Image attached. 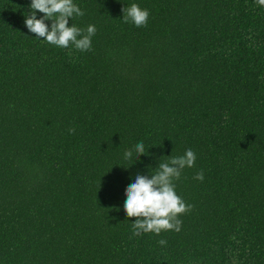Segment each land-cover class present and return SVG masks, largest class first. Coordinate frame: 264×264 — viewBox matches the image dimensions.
<instances>
[{"label":"trees","instance_id":"trees-1","mask_svg":"<svg viewBox=\"0 0 264 264\" xmlns=\"http://www.w3.org/2000/svg\"><path fill=\"white\" fill-rule=\"evenodd\" d=\"M73 2L91 51L37 39L31 0H0V264H264V7ZM133 3L145 27L124 22ZM189 148L181 230L133 235L126 187Z\"/></svg>","mask_w":264,"mask_h":264},{"label":"clouds","instance_id":"clouds-1","mask_svg":"<svg viewBox=\"0 0 264 264\" xmlns=\"http://www.w3.org/2000/svg\"><path fill=\"white\" fill-rule=\"evenodd\" d=\"M256 3L264 7V0H256ZM30 10L24 24L37 39L42 38L47 43L60 48L74 45L81 52L91 51L96 27L91 24L86 29L74 24L69 26L70 19L85 14L73 0H31ZM37 12L42 14L39 19ZM122 13L125 23L131 21L138 28L147 25L150 15L147 9H142L135 3L126 9L123 8ZM45 21H51L50 26ZM224 119H228L227 113ZM69 132H74V129H69ZM134 150L139 158L145 153L144 144L137 143ZM132 155V150L124 153L125 159H130ZM168 157L167 160L159 163L154 174H136L134 182L125 189L126 199L123 210L126 217L135 218L132 223L133 235L149 232L159 235L161 231L169 230L179 232L183 223L179 216L190 212L193 207L176 193L174 181L180 179L186 167L195 166L196 153L189 148L181 156ZM194 178L203 181V170L197 172ZM158 243L165 245L167 242L161 239Z\"/></svg>","mask_w":264,"mask_h":264}]
</instances>
